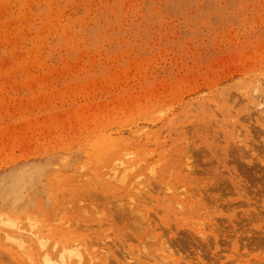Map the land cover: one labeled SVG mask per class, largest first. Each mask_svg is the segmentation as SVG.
<instances>
[{
  "label": "rangeland",
  "instance_id": "1",
  "mask_svg": "<svg viewBox=\"0 0 264 264\" xmlns=\"http://www.w3.org/2000/svg\"><path fill=\"white\" fill-rule=\"evenodd\" d=\"M252 104L264 0H0V264H228L234 241L257 262ZM228 170L251 206L219 201Z\"/></svg>",
  "mask_w": 264,
  "mask_h": 264
},
{
  "label": "bare ground",
  "instance_id": "2",
  "mask_svg": "<svg viewBox=\"0 0 264 264\" xmlns=\"http://www.w3.org/2000/svg\"><path fill=\"white\" fill-rule=\"evenodd\" d=\"M258 90L257 89H253L251 93L247 92L245 93V97L249 100V101H253L254 97L255 98H259L258 94H257ZM256 94V95H255ZM254 96V97H253ZM260 105V104H259ZM259 105H253L252 104V108L255 111V119L257 122L261 123L259 120L263 121L264 123V108L262 106ZM246 156H249L245 151H243ZM245 156V157H246ZM247 158V157H246ZM261 165L260 166H264V159H261ZM223 164V163H221ZM250 164V163H249ZM224 165H222V168ZM249 168V167H248ZM256 168H260L259 166H253L250 169V174H251V170L253 171ZM261 170H263L262 168H260ZM227 173L229 174L230 177V181H231V185H232V191L236 192L237 196L233 197V198H224L222 196H219V201L223 204V205H227V207L229 206H233L234 209L240 207L241 205H245L246 207L251 206V201L250 198L247 197L249 193V187H251L249 184V181L245 182V188H248L247 192L245 191V189H242V187H240L239 182L235 180V177L232 175L231 171H227ZM204 188V187H203ZM204 195L203 198L200 201V209H207L209 206L207 205V203L209 202H214L213 198L217 197V196H212L209 195V189H208V184H205V189H203ZM189 200V199H187ZM181 201V200H179ZM177 201V202H179ZM256 203H253V205H255ZM181 205L185 206V203H182ZM261 207L264 210V198L262 197L261 199ZM232 208V209H233ZM246 211V210H245ZM208 212V211H207ZM205 212V213H207ZM208 215H211L209 213H207ZM220 215H223L222 213H219ZM215 220V217L212 218V221ZM227 220L229 223H231L233 220H237L236 216H232L228 215L227 216ZM206 229L212 234L213 236V240H214V244L217 245L220 241V237L221 236H225L226 231H223L222 227H218L216 230L213 228L208 229L206 222H204ZM247 230L244 229L243 232H246ZM218 232V233H216ZM233 234L237 237V238H241L243 232H237L235 230V225H233ZM203 235H205L206 231H202L201 232ZM249 236V233H246ZM264 244V233H259L257 235V238L255 239V241L252 243V246H257V247H262ZM248 246V242L243 241L242 247H239L236 243V241H234L232 243V248L230 250L229 254L226 253H222V254H218L219 256H223L225 258L226 261H228V264H264V256L260 257L258 259V261H252L249 258H245V255L248 256L249 255V251L248 249H246ZM216 249H219V246H216ZM240 249L243 250V252L240 251ZM62 250V249H61ZM58 253V252H57ZM213 254H216L215 252H213ZM60 259L62 260L61 264H73L74 262L68 260V258L66 259H62V256L59 255ZM47 264H53V263H48ZM197 264H205V259L201 256H197ZM206 264H210L209 262H206Z\"/></svg>",
  "mask_w": 264,
  "mask_h": 264
}]
</instances>
